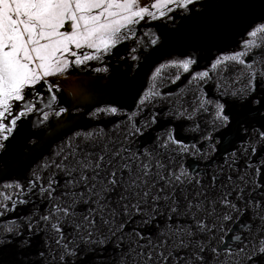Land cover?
Masks as SVG:
<instances>
[{"label":"snow or ice","instance_id":"obj_1","mask_svg":"<svg viewBox=\"0 0 264 264\" xmlns=\"http://www.w3.org/2000/svg\"><path fill=\"white\" fill-rule=\"evenodd\" d=\"M0 188V264H264V0H0Z\"/></svg>","mask_w":264,"mask_h":264},{"label":"flooded vegetation","instance_id":"obj_2","mask_svg":"<svg viewBox=\"0 0 264 264\" xmlns=\"http://www.w3.org/2000/svg\"><path fill=\"white\" fill-rule=\"evenodd\" d=\"M158 19L155 20H149L147 17H145L143 20H140L134 27L137 29L136 35L137 36H141L142 33L146 32L148 29H152L153 31H157L159 33V28L161 27V24L158 23ZM167 24H171L170 21L166 22ZM146 38V37H145ZM237 45H234L232 47L233 48H238L239 47V40L236 42ZM131 46V43L129 41H124L122 43H118L113 47L112 50V55H108L107 53H104V66L109 67L110 72L112 71H123V64L118 63L119 58L121 56H124L126 54L125 50ZM82 55L83 54H89L94 52L93 49H82L81 51H79ZM69 60H73L74 57H68ZM130 62V61H129ZM162 62V61H156L154 66H158V64ZM85 63L90 64L91 67L95 68L98 67L100 65L97 64L96 61H86ZM202 68V67H200ZM200 68H195V69H200ZM151 70L150 68H148L147 65H145L144 67L141 68V78L142 80L147 83V75H145V72H147L148 75L151 74ZM168 71H177V69L170 67L167 65L165 66L164 69H161L160 72L157 74V77L153 78L152 83L153 84H158L159 80L161 78H164V76H162V72H168ZM76 73L73 72V75H75ZM82 75V74H81ZM92 75H99L101 78L104 77L103 73L100 74H93V73H89V76ZM49 79L55 81V77H49ZM182 83H184V81L178 82V84H173L172 86H169V88H164L163 85H165V79L162 85H160V91L161 92H166V93H170L176 90V87L181 85ZM159 106V105H158ZM161 107V106H160Z\"/></svg>","mask_w":264,"mask_h":264},{"label":"rangeland","instance_id":"obj_3","mask_svg":"<svg viewBox=\"0 0 264 264\" xmlns=\"http://www.w3.org/2000/svg\"><path fill=\"white\" fill-rule=\"evenodd\" d=\"M151 2H152V0H139V3L142 6L143 5L150 6ZM158 20H159L158 23L161 24V25L164 24V23H166L162 19H158ZM170 23H172V22L170 21ZM84 49H88V48H84ZM230 49H232V47ZM81 50L82 49H80V50L74 49V51H77V52H79ZM200 70H202V69H200ZM193 71H199V69H193ZM179 73H180V78L176 81L175 85L178 84V82H180V80L181 81H184V83H182V84H187L188 83L189 73L184 72L183 69H180L179 70ZM175 75H177V71L162 72V76H164V78H165V85H163L164 88H169V86H172L173 85V83H169L168 82V79L167 78L170 77V76H175ZM192 87L193 88L195 87V83H193ZM204 89H205V92L207 93V96L205 98L206 99L213 98L214 84H212V85H204ZM174 92L175 91L170 92V93H174ZM187 98H188L189 102H191L193 99H195V97H194V95L192 93H188ZM156 110H157L158 120L159 121H161V122L169 121V122H172L173 124H175V120L172 117H168V116H165L164 115V112L167 111V105H159V106L156 105ZM144 115H145V118H147V116H148V110H146V113ZM101 126H103V125H101ZM157 131H158V129H157ZM189 159H191V158H189ZM0 191H3V189L0 188ZM12 195H13V198H15V194L13 193ZM0 218H10V214H8L7 217L4 216V214H0Z\"/></svg>","mask_w":264,"mask_h":264},{"label":"bare ground","instance_id":"obj_4","mask_svg":"<svg viewBox=\"0 0 264 264\" xmlns=\"http://www.w3.org/2000/svg\"><path fill=\"white\" fill-rule=\"evenodd\" d=\"M240 35H239V30H235V32H232L231 35H229L227 37V39H224L223 41L220 42V44H217L216 47L218 48H227V49H230L231 47H233L234 45H237V41L240 40ZM213 53H215V48H213ZM209 53L207 51H205L202 55V58L199 62V65L197 66V68H200L202 66H204L207 62V57H208ZM202 69V68H200ZM199 69V70H200ZM144 75V74H142ZM101 83L103 82L104 83V79L103 78H100L99 80ZM45 111H47V109H45ZM39 115V113H37V116ZM159 131V129H158ZM192 159V158H191ZM191 159H189V162H191Z\"/></svg>","mask_w":264,"mask_h":264},{"label":"water","instance_id":"obj_5","mask_svg":"<svg viewBox=\"0 0 264 264\" xmlns=\"http://www.w3.org/2000/svg\"><path fill=\"white\" fill-rule=\"evenodd\" d=\"M159 31H162V28L160 27L159 28ZM235 32V31H234ZM232 33V32H231ZM231 33H228L226 36H224L222 39H220V40H218V41H215L214 43H215V45H217V44H220V42L221 41H223L224 39H227V37L229 36V35H231ZM142 75V74H141ZM98 84L100 85V86H102L104 83L102 82H100V81H98ZM145 113H146V111H145ZM35 117H33V119H34ZM172 123V122H171ZM25 131L27 132L28 131V129H25Z\"/></svg>","mask_w":264,"mask_h":264}]
</instances>
